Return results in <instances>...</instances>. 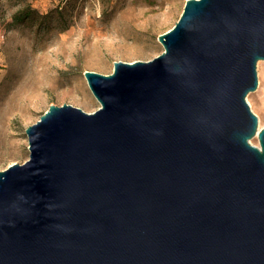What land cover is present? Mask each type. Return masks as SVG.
<instances>
[{
    "label": "water",
    "instance_id": "95a60500",
    "mask_svg": "<svg viewBox=\"0 0 264 264\" xmlns=\"http://www.w3.org/2000/svg\"><path fill=\"white\" fill-rule=\"evenodd\" d=\"M148 61L84 71L0 171V264H264V0H185ZM256 136L258 145L249 140Z\"/></svg>",
    "mask_w": 264,
    "mask_h": 264
},
{
    "label": "rangeland",
    "instance_id": "374dc122",
    "mask_svg": "<svg viewBox=\"0 0 264 264\" xmlns=\"http://www.w3.org/2000/svg\"><path fill=\"white\" fill-rule=\"evenodd\" d=\"M183 5L184 0H0V171L28 159L25 129L49 105L69 104L87 113L99 107L84 71L107 75L114 61H148L160 54L157 36L173 26ZM18 11L27 17L15 22ZM256 77L245 100L262 128L261 65ZM249 142L258 145L256 137Z\"/></svg>",
    "mask_w": 264,
    "mask_h": 264
},
{
    "label": "bare ground",
    "instance_id": "6f19581e",
    "mask_svg": "<svg viewBox=\"0 0 264 264\" xmlns=\"http://www.w3.org/2000/svg\"><path fill=\"white\" fill-rule=\"evenodd\" d=\"M261 65V67H264V62L262 61V60H259V61H257V63H256V67H258V66H260ZM259 86L261 87V93L262 94H264V91H263V89H264V79H263V81L261 80V81H259ZM260 126H258L257 125V128H259ZM3 132L0 130V134H2ZM256 136H254V137H252V138H255ZM251 138V139H252Z\"/></svg>",
    "mask_w": 264,
    "mask_h": 264
},
{
    "label": "trees",
    "instance_id": "16d2710c",
    "mask_svg": "<svg viewBox=\"0 0 264 264\" xmlns=\"http://www.w3.org/2000/svg\"><path fill=\"white\" fill-rule=\"evenodd\" d=\"M24 17H27V14L23 11H18L12 15V18L15 22L21 21Z\"/></svg>",
    "mask_w": 264,
    "mask_h": 264
},
{
    "label": "built area",
    "instance_id": "2783aa9c",
    "mask_svg": "<svg viewBox=\"0 0 264 264\" xmlns=\"http://www.w3.org/2000/svg\"><path fill=\"white\" fill-rule=\"evenodd\" d=\"M184 2H185V0H184Z\"/></svg>",
    "mask_w": 264,
    "mask_h": 264
}]
</instances>
